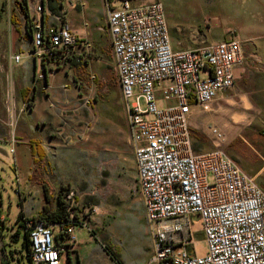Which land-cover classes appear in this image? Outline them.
Segmentation results:
<instances>
[{"label":"built area","instance_id":"1","mask_svg":"<svg viewBox=\"0 0 264 264\" xmlns=\"http://www.w3.org/2000/svg\"><path fill=\"white\" fill-rule=\"evenodd\" d=\"M102 1L137 184L154 238L151 264H264L263 189L220 148L225 135L219 128H210L215 149L199 153L190 125L194 106L208 112L234 87V71L244 63L241 41L233 35L223 42L174 51L160 1ZM43 10L41 3L35 8L37 14ZM57 21L60 24L48 27L33 21L37 81H45L46 63L54 66L53 74L68 62L90 60V42L74 34L62 18ZM11 59L18 63L21 57ZM92 104V99H83L84 107ZM194 217L204 237L202 255ZM27 226L30 264H61L63 252L76 250V230L91 231L86 223L76 224L73 213L62 225L30 221Z\"/></svg>","mask_w":264,"mask_h":264},{"label":"rangeland","instance_id":"2","mask_svg":"<svg viewBox=\"0 0 264 264\" xmlns=\"http://www.w3.org/2000/svg\"><path fill=\"white\" fill-rule=\"evenodd\" d=\"M18 1L4 0L5 10L15 14ZM134 1L139 4L160 1L165 8L171 42L183 49L208 46L213 40L231 39L233 35L238 38L243 26L261 19L264 3V0ZM101 25L106 27L104 21ZM5 29L3 20L0 30ZM102 36L103 52L92 53L91 60L72 67L70 75L74 77L72 85L76 92L71 86L69 102L64 105L61 101L60 85L66 81L64 75H59L55 101L48 103L43 99L37 109L39 124L49 122L45 111L55 113L52 124L41 130L46 135L57 134L61 128L69 130L67 147L48 149L46 159L40 158L42 152L36 150L39 155H35L34 163L27 152L25 163L19 166L12 146L0 144V264H30L20 227L40 214L46 203L44 189L51 204L63 193L74 209L73 214L91 229L89 233L78 228V241L91 235L101 249L114 248L119 243L121 253L129 245L141 249L147 243L149 225L137 184L125 103L108 33ZM85 98L93 100L90 108L84 107ZM251 104L235 97L220 114L201 113L204 119L191 128L193 146L199 153L214 150L210 128H219L225 135L220 148L264 191V114L257 109V103ZM19 214L22 217L17 222ZM193 222L198 254L202 255L201 224L197 217ZM17 231L19 237L13 238ZM61 264H73L66 252L61 254Z\"/></svg>","mask_w":264,"mask_h":264},{"label":"crops","instance_id":"3","mask_svg":"<svg viewBox=\"0 0 264 264\" xmlns=\"http://www.w3.org/2000/svg\"><path fill=\"white\" fill-rule=\"evenodd\" d=\"M40 3L44 10L42 14H37L35 8ZM133 4L139 3L133 1ZM261 6L263 9L261 19H257L254 24L243 26L238 37L244 52V63L234 71V87L229 90L230 93L227 91L221 95L211 105L208 113L224 112L227 104L238 97L241 102H247L250 106L251 103H257V109L264 114V3ZM5 7L4 0H0V23L6 21V29L0 30V144L9 143L12 146L11 151L15 150L17 164L22 166L27 152L34 163L37 156L32 150L43 151L46 159L49 156L48 149H64L70 143L68 129L61 128L59 133L50 132L47 135L41 131L45 126L52 124L50 121L55 118V113L45 111L47 114L45 119L49 122L39 124L41 118L37 116V109L43 99L48 103L55 101L53 95L59 87L56 88L59 75H64L66 81L60 85L63 98L61 101L64 105L69 102L71 86L74 88L72 85L74 77L70 72L76 64L68 62L54 70L52 74L50 71L54 66L46 63L44 66L47 71L46 79L43 82L37 81L35 74L39 69V62L32 55V37L28 35L26 20L21 16L18 5L15 14L7 11L8 9L5 10ZM27 7L32 23L34 20L40 21L43 27L58 25L60 23L57 18H62L74 34L90 42V60L92 53L99 55L103 52L102 34L107 32L110 42L106 9L102 0H27ZM102 21L105 22L104 28L101 25ZM226 40L229 39L213 40L210 44ZM172 47L174 51L188 50L175 43H172ZM110 50L112 54L111 46ZM14 56H20L21 60L16 63L11 59ZM74 90L76 92L75 88ZM201 113L206 112H201L196 106L193 107L190 118L192 129L204 119L200 116ZM146 234L149 238L141 249H133L129 245L125 253H121L119 243L113 246L114 249L118 248L123 264H151L154 238L149 229ZM98 244L99 242L91 235L86 240L77 239L75 252L68 256L73 264H115Z\"/></svg>","mask_w":264,"mask_h":264},{"label":"trees","instance_id":"4","mask_svg":"<svg viewBox=\"0 0 264 264\" xmlns=\"http://www.w3.org/2000/svg\"><path fill=\"white\" fill-rule=\"evenodd\" d=\"M18 8H19V12L21 14V16H23L26 20L27 23V32L28 35L32 37V33L35 29V25L32 23L30 16H29V12H28V7H27V0H19L18 3ZM15 21H16V16L14 17ZM75 63V62H74ZM76 65H81L79 63H75ZM117 75V74H116ZM118 79V78H117ZM119 83V82H118ZM120 86V84H119ZM121 89V87H120ZM122 94V92H121ZM33 154L35 155H39L37 153L36 150H32ZM42 155H40V158H44V153L43 151H41ZM44 194H45V205L43 206L40 214L38 215V217L36 219L33 220L34 223H41L45 226H58V225H62L64 223H68L70 222V217L74 211L73 208L70 207V204L68 203V201L66 200V197L63 193H59L53 203L51 204V202L49 201L48 195H47V191L46 189H44ZM1 217V214H0ZM22 215L19 214L18 218H17V222L21 219ZM74 220L76 224H81V221L78 220V217L74 215ZM30 221H24L22 223V226L20 227V229H22L23 231V246L24 248H26L27 253H28V258L30 260V255H31V250H30V239H29V231L30 229L27 226V223ZM92 233L95 235V233L92 231ZM20 232L17 231L13 238H16V236L19 237ZM104 250L106 252V254L108 256H110V258L115 262V264H123L122 260H121V255L120 252L118 251V248H111V247H107L104 246ZM68 259L70 260V257L68 256Z\"/></svg>","mask_w":264,"mask_h":264}]
</instances>
